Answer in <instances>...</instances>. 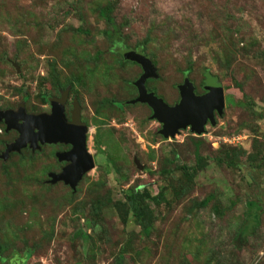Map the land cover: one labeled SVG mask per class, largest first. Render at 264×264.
<instances>
[{"label":"rangeland","instance_id":"374dc122","mask_svg":"<svg viewBox=\"0 0 264 264\" xmlns=\"http://www.w3.org/2000/svg\"><path fill=\"white\" fill-rule=\"evenodd\" d=\"M136 52L156 69L148 92L169 106L185 78L202 95L204 75L216 77L215 125L164 139L133 103ZM66 88L95 167L75 191L51 184L58 148L3 159L17 133L0 124V264H264V0H0V110L49 112L43 97ZM133 190L148 196L147 237L125 204Z\"/></svg>","mask_w":264,"mask_h":264},{"label":"water","instance_id":"95a60500","mask_svg":"<svg viewBox=\"0 0 264 264\" xmlns=\"http://www.w3.org/2000/svg\"><path fill=\"white\" fill-rule=\"evenodd\" d=\"M131 62H135L143 71L136 82L137 98L133 103L147 105L152 112V119L161 125L160 134L164 139L174 138L180 130L189 128L191 133L201 135L205 126L215 125V116H221L225 107L224 90L217 78L206 73L203 85L204 93L197 95L195 86L187 78L177 86L179 101L175 106H169L162 98L153 92H148L145 82L157 79L156 69L142 53L130 54ZM128 59V58H125ZM17 72L19 69L17 68ZM67 92L61 98L49 99L50 113L28 114L24 105L17 110H0V123L5 131H15L18 137L6 146L2 155L6 159L10 153H20L29 148L32 152L43 145L66 144L71 150L58 155V160L65 162L59 174H49L50 183L62 182L72 191L84 174L95 167L94 159L87 148L88 127L81 123L80 108L73 101L72 121L68 122L64 115V104L67 101Z\"/></svg>","mask_w":264,"mask_h":264},{"label":"trees","instance_id":"16d2710c","mask_svg":"<svg viewBox=\"0 0 264 264\" xmlns=\"http://www.w3.org/2000/svg\"><path fill=\"white\" fill-rule=\"evenodd\" d=\"M110 13H111V9L108 7V8L101 11V16L113 28V33H109L108 37L114 39V38H117L119 36L118 34H119L120 27H118L115 24L113 18L110 16ZM120 57H121V60L125 62L126 59H124L123 56H120ZM190 66L191 65H189V67L186 69V72L190 70ZM205 79H206V76L204 75V81H205ZM66 90H67V88L64 89V91H66ZM135 90L137 91V88ZM43 98H44V101L46 103H49V99H51V98H60V91H59L58 97L44 96ZM74 99H76V98H74ZM76 101H77V99H76ZM105 160L107 161V158H105ZM204 162L205 161H204L203 157H201L198 154H195V168H198V167L201 168L202 165L204 164ZM228 166L231 167L233 165H232V163H228ZM182 170H183V174L187 176V174H188L187 167L184 166ZM188 180L191 182V175L188 176ZM190 185L191 184H185L184 186L189 188ZM184 186H183V192L187 191L186 187H184ZM156 197L158 199L162 200L160 195L156 196ZM124 199H125V204H126L128 210L132 214L134 222L136 223V225H138L140 227L141 233L146 237L149 236L150 233L152 232V229H153L152 226H153V222H154V217L152 215V212L150 210L148 203L146 202V200L148 199V196L144 195L143 193H140L139 191L133 190V191H130L129 194L125 195ZM107 202H111V200L108 199ZM207 202H208V200H206L204 203L206 204ZM113 205L117 209V207L119 208V206H121V203H119V202L113 203ZM247 212L251 213V215H252V212H257L256 203H254V202L247 203ZM122 218L124 219L125 217H122ZM248 228L249 227H247V229Z\"/></svg>","mask_w":264,"mask_h":264},{"label":"flooded vegetation","instance_id":"af4514ba","mask_svg":"<svg viewBox=\"0 0 264 264\" xmlns=\"http://www.w3.org/2000/svg\"><path fill=\"white\" fill-rule=\"evenodd\" d=\"M64 92H67V101H66V103L64 104V115H65V117H66V120L68 121V122H71L72 121V111H73V101L74 100H76V99H74V98H72L71 99V102L69 103L70 104V107H71V110L67 113V111H66V104H67V102H68V99H69V97H68V95H69V88H67V90L66 91H64V90H60V98H61V96L63 95V93ZM24 102L25 101H22L21 103H19L18 104V106H20V105H24ZM77 102V101H76ZM78 104V103H77ZM18 106H17V108H18ZM47 106H48V109H49V112H38V113H46V114H49L50 113V105H49V103H47ZM79 106V105H78ZM25 107V106H24ZM17 108L16 109H12V110H17ZM80 108V107H79ZM26 113H28V112H26ZM38 113H28V114H38ZM81 113V112H80ZM80 119H81V114H80ZM81 123H83L82 122V120H81ZM83 124H85V123H83ZM86 125V124H85ZM87 126V125H86ZM88 127V126H87ZM17 137H18V135H17ZM44 147H49V148H58V151H55V153H54V155H55V158H56V160H57V163H58V165H61V170H62V168H64L65 166H66V163L65 162H62V163H60V161L58 160V155H60V154H62V153H67V152H69L70 150H71V145H66V144H56V145H43V146H40V149H38V150H36V151H34V152H32V150L31 149H29V148H25L24 150H27V151H30V153L31 154H34V153H36V152H39V151H41ZM60 169H59V173H60V171H61ZM59 173H54V174H59Z\"/></svg>","mask_w":264,"mask_h":264},{"label":"clouds","instance_id":"9594fccd","mask_svg":"<svg viewBox=\"0 0 264 264\" xmlns=\"http://www.w3.org/2000/svg\"><path fill=\"white\" fill-rule=\"evenodd\" d=\"M25 108V107H24ZM6 110H12V109H6ZM3 111V110H2ZM15 111V110H14ZM0 124H3V123H0ZM4 125V124H3ZM5 127V126H4ZM6 132V131H5ZM7 133V132H6ZM62 163V162H61Z\"/></svg>","mask_w":264,"mask_h":264}]
</instances>
